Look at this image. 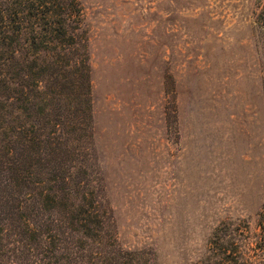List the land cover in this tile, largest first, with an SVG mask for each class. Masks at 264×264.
<instances>
[{
	"label": "rangeland",
	"instance_id": "obj_1",
	"mask_svg": "<svg viewBox=\"0 0 264 264\" xmlns=\"http://www.w3.org/2000/svg\"><path fill=\"white\" fill-rule=\"evenodd\" d=\"M11 185L0 264H264V0H0Z\"/></svg>",
	"mask_w": 264,
	"mask_h": 264
},
{
	"label": "trees",
	"instance_id": "obj_2",
	"mask_svg": "<svg viewBox=\"0 0 264 264\" xmlns=\"http://www.w3.org/2000/svg\"><path fill=\"white\" fill-rule=\"evenodd\" d=\"M13 185H11V188L6 191V189H1V191L5 192L7 196H3L0 194V216H3L7 220H14L13 216V201L14 199L11 197L12 193L14 192ZM14 194V193H13ZM257 233H256V241L255 246L264 251V207L258 214L257 222L255 224Z\"/></svg>",
	"mask_w": 264,
	"mask_h": 264
}]
</instances>
